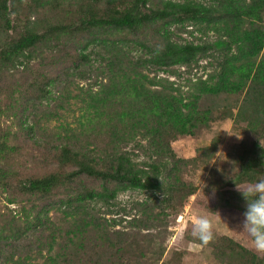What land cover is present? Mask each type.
I'll return each instance as SVG.
<instances>
[{
    "label": "trees",
    "instance_id": "1",
    "mask_svg": "<svg viewBox=\"0 0 264 264\" xmlns=\"http://www.w3.org/2000/svg\"><path fill=\"white\" fill-rule=\"evenodd\" d=\"M26 1L35 5L37 11L55 10L66 4L73 8L70 10L73 21L46 20L40 29L10 38L9 16ZM263 12L264 0H256L248 8L230 1L205 6L193 0H0V28L6 34L0 39L1 69L23 57L32 59L36 49L59 37L89 33L92 40L85 42V48L90 44L106 45L105 60L110 75L104 89L84 100L87 124H79L76 129L62 128L64 142L42 145L44 154L27 167L26 174L10 175L0 170V192L8 204L17 202L20 206L14 214L0 213V244L19 240L40 228L47 229L52 225L47 218L49 210L63 205L75 209L70 213L72 238L69 252L63 257L66 264H123V258L128 259L134 246H125L127 240H121L120 235L113 241L106 232L96 233L92 222L82 215L85 203L108 204L120 192L158 191L163 187L159 182V164L141 166L129 155L118 152V147L145 141L147 154L162 158L171 154L170 144L177 137L194 135L198 128L207 127L213 120L209 109L200 108L198 96L184 102L173 92L156 88L159 85L142 74L141 68L166 70L190 65L209 51L222 53L224 60L214 84L203 83L200 92L216 96L246 89L247 104L241 107L243 114H240L252 131L264 135V59L255 60L264 49V30L256 27ZM246 17L256 23L244 30L242 23ZM186 24L219 27L222 35L208 44L173 41L171 28ZM108 31H125L136 39L122 38L108 44L109 40L96 39L95 32ZM130 42L144 55L143 59L128 58L123 47ZM75 57L76 64L89 61L84 50ZM50 85L51 81L29 85L35 96L28 98V102L46 99ZM4 140L0 138L1 159L10 149ZM187 163L176 162L167 174L166 188L178 196L180 204L195 192L193 186L182 182L176 174L179 166ZM260 179H264V151H255L242 155L240 169L228 183L234 187L251 186ZM223 192L220 195L223 205L243 220L246 201L242 193ZM141 247L136 246L140 252ZM215 255L220 264H264V254L258 256L225 237L215 244Z\"/></svg>",
    "mask_w": 264,
    "mask_h": 264
},
{
    "label": "rangeland",
    "instance_id": "2",
    "mask_svg": "<svg viewBox=\"0 0 264 264\" xmlns=\"http://www.w3.org/2000/svg\"><path fill=\"white\" fill-rule=\"evenodd\" d=\"M193 1L205 6L230 1L248 8L256 0ZM35 8L29 1L15 7L9 16L12 26L8 32L10 38L38 30L46 20L54 23L73 21L70 15L73 8L66 4L55 10L37 11ZM254 21L251 17L244 18L242 29H250L256 23ZM256 27L264 30V12ZM171 32L172 40L179 44H208L222 35L219 27H195L191 24L173 26ZM5 35L0 28V39ZM95 35L98 41L109 40L107 44L122 38L136 39L125 31L95 32ZM88 40H92L89 33L62 36L36 49L32 59L23 57L11 66L0 68V138L1 141L5 139L10 147L8 154L0 158V170L10 175L26 174L27 167L37 163L44 154L42 145L64 142L62 128L69 126L76 129L79 124H87L84 100L104 89L110 76L105 60L106 45L90 44L85 48ZM83 50L89 61L76 64L75 56ZM123 50L132 61L144 58L131 42ZM262 59L264 49L255 60ZM223 60L222 53L209 51L187 66L166 70L146 67L140 70L159 85L156 88H165L184 102L193 101L198 96L200 108L209 109L213 120L207 127L198 128L194 135L177 137L170 144L171 154L162 158L147 154L145 141L137 140L118 147V152L129 155L141 166L154 162L159 164V182L163 187L158 191L120 192L108 204L99 201L85 203L82 215L92 222L96 233L106 232L113 241L116 235H120L121 240H127L125 246H134L128 252V259L123 258V264H220L215 255V244L222 237L233 240L258 256L263 255L253 249L247 233L239 231L242 220L223 205L220 196L225 193L223 190L242 192L250 187H234L228 182L239 171L242 155L264 151V135L252 131L241 116V107L247 104L244 103L246 89L237 94L216 96L199 90L203 83L206 86L214 84L213 79L218 75ZM50 81L52 85L48 86V90L51 92L46 99L28 102V98L35 96L29 85ZM182 161L188 163L179 166L176 172L178 179L193 186L195 192L180 204L178 196L169 192L166 184L168 172L176 162ZM19 208L17 202L8 204L5 195L0 192V213L14 214ZM74 211L55 205L48 212L47 218L52 225L47 229L40 228L19 240L1 243L0 264H66L63 257L71 247L69 224L73 221L70 213ZM77 213L82 216L80 211L77 210ZM196 215H206L212 221L214 238L207 245H202L191 234ZM137 244L142 246L141 252L136 248ZM59 253L62 254L60 257L57 256Z\"/></svg>",
    "mask_w": 264,
    "mask_h": 264
},
{
    "label": "clouds",
    "instance_id": "3",
    "mask_svg": "<svg viewBox=\"0 0 264 264\" xmlns=\"http://www.w3.org/2000/svg\"><path fill=\"white\" fill-rule=\"evenodd\" d=\"M241 193L246 206L239 231L246 232L253 249L257 253L264 254V179L257 180ZM191 234L202 245H207L213 240V224L208 216H195Z\"/></svg>",
    "mask_w": 264,
    "mask_h": 264
}]
</instances>
